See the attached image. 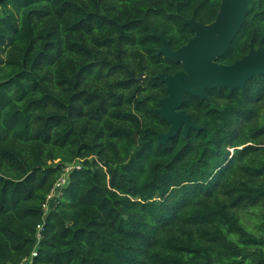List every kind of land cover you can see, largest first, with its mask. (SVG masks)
<instances>
[{
  "label": "trees",
  "instance_id": "1",
  "mask_svg": "<svg viewBox=\"0 0 264 264\" xmlns=\"http://www.w3.org/2000/svg\"><path fill=\"white\" fill-rule=\"evenodd\" d=\"M247 1L219 64L264 48V0ZM219 6L0 3V264H264V76L185 95L198 130L157 141L155 77L182 66L152 32L176 50L184 20L208 25Z\"/></svg>",
  "mask_w": 264,
  "mask_h": 264
},
{
  "label": "water",
  "instance_id": "2",
  "mask_svg": "<svg viewBox=\"0 0 264 264\" xmlns=\"http://www.w3.org/2000/svg\"><path fill=\"white\" fill-rule=\"evenodd\" d=\"M247 5V0H220L212 23L204 25L194 19L184 20L193 36L176 50L171 49L165 38L152 32V36L161 42L157 54L182 66V70L175 74L160 73L155 77L165 84L167 93L159 100L156 111L169 125L166 133L157 135L160 145H165L179 131L186 135L189 130H198L190 115L181 110L185 95L207 100L206 91L209 89L225 88L233 92L244 89L251 78L264 76L263 47L250 48L246 55L230 65L217 62L240 31L248 13ZM67 168L72 165L68 164Z\"/></svg>",
  "mask_w": 264,
  "mask_h": 264
},
{
  "label": "built area",
  "instance_id": "3",
  "mask_svg": "<svg viewBox=\"0 0 264 264\" xmlns=\"http://www.w3.org/2000/svg\"><path fill=\"white\" fill-rule=\"evenodd\" d=\"M76 167H77V166H76ZM77 168H78V167H77ZM64 183H65V178H61V179L59 180V182L55 185V188L52 190L51 194L47 197V202L49 201V199L52 198L51 196H52L53 193L57 192L58 190L60 191V188H61L60 186H62ZM56 188L58 189L57 191H56ZM59 191H58V192H59ZM47 202H46V204L44 205V210H45V206L47 205ZM45 213H46V212H45ZM38 228H39V230H40V227H38ZM35 257H36V252L33 251V252L31 253L30 257L23 259V261H21L20 264H32V259L35 258Z\"/></svg>",
  "mask_w": 264,
  "mask_h": 264
},
{
  "label": "rangeland",
  "instance_id": "4",
  "mask_svg": "<svg viewBox=\"0 0 264 264\" xmlns=\"http://www.w3.org/2000/svg\"><path fill=\"white\" fill-rule=\"evenodd\" d=\"M262 118L264 119V112L262 113ZM60 187H61V186H60ZM58 191H59V190H58ZM58 191L55 192V193H53L52 196H51L52 198L49 199V201L47 202V205L45 206V212H48V209L51 207V203L53 202L55 196L58 195Z\"/></svg>",
  "mask_w": 264,
  "mask_h": 264
},
{
  "label": "flooded vegetation",
  "instance_id": "5",
  "mask_svg": "<svg viewBox=\"0 0 264 264\" xmlns=\"http://www.w3.org/2000/svg\"><path fill=\"white\" fill-rule=\"evenodd\" d=\"M1 2H2V1H1ZM1 2H0V3H1Z\"/></svg>",
  "mask_w": 264,
  "mask_h": 264
}]
</instances>
